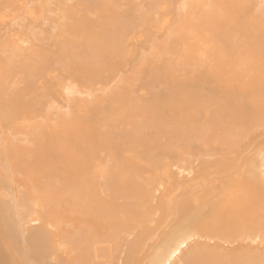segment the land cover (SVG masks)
Segmentation results:
<instances>
[{"label": "bare ground", "instance_id": "6f19581e", "mask_svg": "<svg viewBox=\"0 0 264 264\" xmlns=\"http://www.w3.org/2000/svg\"><path fill=\"white\" fill-rule=\"evenodd\" d=\"M0 264H264V0H0Z\"/></svg>", "mask_w": 264, "mask_h": 264}]
</instances>
